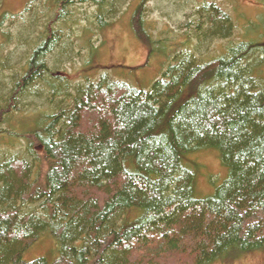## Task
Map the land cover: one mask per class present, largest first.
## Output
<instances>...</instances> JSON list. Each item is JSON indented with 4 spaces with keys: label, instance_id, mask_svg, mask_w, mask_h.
<instances>
[{
    "label": "trees",
    "instance_id": "1",
    "mask_svg": "<svg viewBox=\"0 0 264 264\" xmlns=\"http://www.w3.org/2000/svg\"><path fill=\"white\" fill-rule=\"evenodd\" d=\"M128 1L81 0L97 30L118 5L133 10L130 29L162 59L146 88L98 72L90 46L80 69L63 73L82 14L72 0H27L16 13L0 0V135L24 144L0 157V264H220L264 253L259 22L203 1L175 43L143 26L150 0ZM204 149L227 176L200 199L187 162ZM43 239L56 256L25 260Z\"/></svg>",
    "mask_w": 264,
    "mask_h": 264
},
{
    "label": "rangeland",
    "instance_id": "2",
    "mask_svg": "<svg viewBox=\"0 0 264 264\" xmlns=\"http://www.w3.org/2000/svg\"><path fill=\"white\" fill-rule=\"evenodd\" d=\"M26 1L3 0L5 11L16 13ZM72 1L74 5L70 8V11L79 9L82 14L77 17L79 26L76 27L79 28H74V37L70 41L72 43L69 45L70 47L67 46L66 48L69 53H65L66 55L61 59L64 67L63 73L66 70L69 74H73V67L75 71L79 70L83 65V56L87 53L86 49L90 46L89 49L94 47L93 50H95L92 53L93 57L89 59L90 65H94L98 72L110 74L115 80L123 81L134 87L146 88L159 78L162 59L154 56L148 57L145 46L136 37L134 30L130 29V17L133 12L131 8L129 9L125 4L123 8L118 5L113 9V16H110L112 18L107 21L109 24L97 30L98 28L94 27L92 18V11L95 10V7L93 8L88 3H82L81 0ZM203 1L218 4L234 19V16L239 14L247 18H242V22L250 19L251 21L255 20L253 21L254 23L259 22V29L256 34L264 32V0H150L147 6L148 12L146 15L142 14V18L147 23L146 26H143L148 32L152 33L153 37L155 36L159 39L172 37L175 43H180L181 36L183 37L184 33H186V25L194 20L195 15L193 13L195 9L197 10L201 7L199 3ZM230 1L233 3H230ZM129 2L133 3L131 0L127 3ZM137 2L138 0L134 4L136 5ZM98 4V6H101L99 2ZM88 22H91L92 25H89ZM3 25L0 29V42L3 40L1 33L8 31V24L5 23ZM69 25L72 29L75 26L71 22ZM9 28L14 30L12 26ZM237 33L241 32L237 31ZM83 35H85L84 38ZM66 37H62L61 41L65 43L66 40L64 39ZM81 37L84 40V48H81ZM238 39L236 38V40ZM226 44L222 41V43L215 45L213 49H223ZM209 45L207 43V51L212 46ZM14 55L15 58L22 57L23 53L17 50ZM71 62H73V66L70 65ZM5 143H9V140L0 135V157L2 155H17V153L19 155L23 154V143H15L14 148L7 147ZM187 163H189V169L195 172V196L197 198L203 199L214 195L226 179L227 170L220 164L218 152L214 149H204L193 153L188 157ZM55 246L51 241L43 239L24 258L28 261L43 257L51 261L57 254ZM220 264H264V253H245Z\"/></svg>",
    "mask_w": 264,
    "mask_h": 264
}]
</instances>
